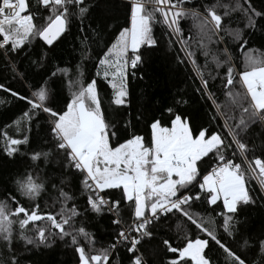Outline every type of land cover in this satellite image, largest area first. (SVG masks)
Returning <instances> with one entry per match:
<instances>
[{
    "label": "snow or ice",
    "instance_id": "snow-or-ice-1",
    "mask_svg": "<svg viewBox=\"0 0 264 264\" xmlns=\"http://www.w3.org/2000/svg\"><path fill=\"white\" fill-rule=\"evenodd\" d=\"M116 3L0 0V107L22 105L0 123V158L20 164L0 173V264L58 242L71 264H153V242L167 257L156 264H264V223L249 216L264 207V0H127L118 32ZM155 24L176 51L172 88L142 93L133 118L129 74L160 46ZM74 27L73 69L56 49ZM197 99L209 126L195 129L186 106Z\"/></svg>",
    "mask_w": 264,
    "mask_h": 264
},
{
    "label": "trees",
    "instance_id": "trees-1",
    "mask_svg": "<svg viewBox=\"0 0 264 264\" xmlns=\"http://www.w3.org/2000/svg\"><path fill=\"white\" fill-rule=\"evenodd\" d=\"M127 0H117L116 7L112 10L111 16L112 19L109 21L110 28H115L116 31H119V27L125 26V9L124 4ZM199 0H194V3L189 6H195V3H198ZM194 21L188 19L184 21L183 27L185 33L190 30L195 35ZM118 26V27H117ZM155 38L160 41V46L152 49V50H142L144 53L145 64L142 65L136 73V78L133 79L131 74H129V88L133 96L135 97V103L133 105L132 116L135 118L136 115V104L141 100V94L147 92L148 94H152L155 92L158 96L167 95V89L172 88V84L170 81L172 80V76L168 73L167 67H172V57L176 55V51L167 46L166 41L167 37L163 36L164 28L160 24H155L153 26ZM76 37V28L74 27L71 30V33L64 37L59 45H57V56L61 58L62 63L61 66L68 65L69 61H71V67L74 69L76 62L80 59L79 51L76 53L72 52L73 41ZM256 44H259V41H256ZM78 47V45H77ZM237 63H240V58L242 54L240 52H236ZM202 62V59H201ZM95 55L93 54L92 59L88 60L86 65H82L81 67L84 70L85 78H91L95 75ZM167 66V67H166ZM141 73L144 75V79H139ZM187 73L181 69V74L179 79L182 80ZM6 84H11L14 89H21L22 85L20 83H12L11 79L4 81ZM181 87L183 85L181 84ZM175 89L173 88V91ZM70 93L66 90L62 96L58 97V102L62 101L65 96H68ZM111 94V92H110ZM5 94L0 92V99H4ZM203 102L197 100H193L187 107V114L190 115L193 127L198 129L199 126H209L208 116L206 113L208 109L203 107ZM22 105L19 102H12L10 108L5 110L4 107H0V123L9 119V117L13 116V114H18L19 109ZM139 129V134L145 135L147 141L150 143V133H147L143 123L137 125ZM239 162V161H237ZM19 164V158L16 163L9 162L6 159L0 158V173H6L8 170L15 169ZM252 186L256 187L257 192L259 191L257 187L256 180H253ZM43 203V202H41ZM207 206L204 205L203 208ZM203 208L194 209L195 211L201 212L203 215H208L207 212H204ZM249 216L251 217V222L255 230H259L262 223H264V207L260 206L259 201L256 206L251 208L249 211ZM173 230L168 232V235L172 237V243L175 245L179 243L180 240L177 234L174 231L175 218H173ZM109 224V220L105 219L98 223L97 228L99 229V235L101 237L100 243L106 244L109 241V236L105 233V226ZM159 239V236H157ZM23 248V245H20ZM123 253V249H121ZM148 254L149 259L153 261V264H156L157 261L161 259H166L163 253L159 251L158 245L153 242L152 245L148 246ZM27 257L24 259L21 264H71V253L68 252L63 244L59 242L50 247V248H40L33 249L30 253H24ZM171 256V254H168ZM124 264H127V260L124 261Z\"/></svg>",
    "mask_w": 264,
    "mask_h": 264
},
{
    "label": "rangeland",
    "instance_id": "rangeland-1",
    "mask_svg": "<svg viewBox=\"0 0 264 264\" xmlns=\"http://www.w3.org/2000/svg\"><path fill=\"white\" fill-rule=\"evenodd\" d=\"M98 83L100 85L101 97L104 100L105 108H107L108 100L111 96L110 94L111 89L107 87V85L105 84L103 80H99ZM25 264H28V263H25Z\"/></svg>",
    "mask_w": 264,
    "mask_h": 264
}]
</instances>
